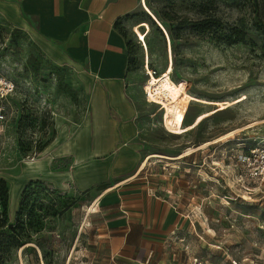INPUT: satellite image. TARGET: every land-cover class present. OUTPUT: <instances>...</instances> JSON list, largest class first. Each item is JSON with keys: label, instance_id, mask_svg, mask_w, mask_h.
<instances>
[{"label": "rangeland", "instance_id": "obj_1", "mask_svg": "<svg viewBox=\"0 0 264 264\" xmlns=\"http://www.w3.org/2000/svg\"><path fill=\"white\" fill-rule=\"evenodd\" d=\"M126 21L132 87L144 91L147 60L159 75L145 88L170 95L163 111L149 107L169 141L163 148L184 153L212 142L173 167L164 158L157 163L159 176H180L179 202L191 212L168 239L164 264H264V182L240 176L235 159L264 133V123L224 137L264 120V0H139ZM0 72L17 84L0 150V178L14 199L12 176L84 109L86 95L69 69L2 23ZM52 191L24 198L23 221L0 206L9 225L24 223L26 249L14 250L6 264H110L102 218L88 215V200Z\"/></svg>", "mask_w": 264, "mask_h": 264}, {"label": "crops", "instance_id": "obj_2", "mask_svg": "<svg viewBox=\"0 0 264 264\" xmlns=\"http://www.w3.org/2000/svg\"><path fill=\"white\" fill-rule=\"evenodd\" d=\"M138 5L139 0H0V23L26 33L54 65L72 72L86 95L84 109L60 123L38 157L10 179L16 187L9 215H16L30 181L69 198L83 196L88 215L102 218L99 236L110 264L168 262V239L191 214L179 202L180 176L157 173L158 155L173 158L166 159L172 167L185 156L163 148L169 141L154 125L151 104L130 83L126 19Z\"/></svg>", "mask_w": 264, "mask_h": 264}, {"label": "built area", "instance_id": "obj_3", "mask_svg": "<svg viewBox=\"0 0 264 264\" xmlns=\"http://www.w3.org/2000/svg\"><path fill=\"white\" fill-rule=\"evenodd\" d=\"M144 69L147 75V79L143 84L145 101L148 104L159 106L160 110L163 111L162 109L166 108V103L170 102V95L165 96L157 89L147 90L145 88L146 82H149L153 76H158L159 74L151 69L147 60L144 64ZM16 91V82L0 72V150L10 116L14 109L12 99ZM188 112L189 108L187 107L185 114H188ZM163 124L165 125V122L162 121V126ZM235 159L240 176L244 177L248 182L262 184L264 182V133L254 140L253 145L245 146L241 152L235 154ZM31 160H34V158Z\"/></svg>", "mask_w": 264, "mask_h": 264}, {"label": "trees", "instance_id": "obj_4", "mask_svg": "<svg viewBox=\"0 0 264 264\" xmlns=\"http://www.w3.org/2000/svg\"><path fill=\"white\" fill-rule=\"evenodd\" d=\"M199 29V28H196ZM128 52L131 55L130 43H128ZM131 63V58H130ZM51 188L42 181H30L24 191L22 193L19 210L16 213V216L21 220L24 216L23 210L28 204L25 205L24 198L28 200V196L37 194V193H45L49 194V190ZM53 190V194H57L58 190ZM9 199H10V190L7 186V181L4 178H0V206H4L9 209ZM6 209V210H7ZM7 214L4 212L0 215V264H6L13 255L14 250L21 248L23 250L26 249V243L23 242L21 236L24 230V223L21 222L20 227H15L14 225H9L7 221ZM19 230V232H18Z\"/></svg>", "mask_w": 264, "mask_h": 264}, {"label": "bare ground", "instance_id": "obj_5", "mask_svg": "<svg viewBox=\"0 0 264 264\" xmlns=\"http://www.w3.org/2000/svg\"><path fill=\"white\" fill-rule=\"evenodd\" d=\"M152 80H155L154 76H153ZM260 123H264V120H263V121H260V122L258 121V122H256V123H252L251 125L245 127L244 129L234 130V131L228 133L227 135H225L224 137H226V136H228V135H231V136H232L233 134H235V133H237V132L243 131V130H245V129H249V128H251V127H253V126H256V125H258V124H260ZM224 137H223V138H224ZM205 143H206V144H205ZM205 143H204V144L202 143V145L199 146L198 148H195V149L190 148V149H188V150L185 151L180 157L188 156V155H190L191 153H193V152H195V151H197V150H199V149L204 148V146L211 144L212 142H205ZM150 157H151V156H150ZM158 157H160V158H164V159H173V158H171V157H169V156H164V155H158ZM31 164H32V163H31ZM29 165H30V164H29ZM36 165H37V164H36ZM36 167H38V165H37ZM91 210H93V207H91L90 211H91ZM209 232H213V230L210 228ZM214 232H215V231H214Z\"/></svg>", "mask_w": 264, "mask_h": 264}]
</instances>
